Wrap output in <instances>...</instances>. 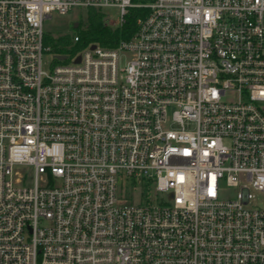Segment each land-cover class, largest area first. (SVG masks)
<instances>
[{"label":"built area","instance_id":"built-area-1","mask_svg":"<svg viewBox=\"0 0 264 264\" xmlns=\"http://www.w3.org/2000/svg\"><path fill=\"white\" fill-rule=\"evenodd\" d=\"M107 6L147 13L45 60L53 12ZM254 191L264 0H0V264H264Z\"/></svg>","mask_w":264,"mask_h":264},{"label":"trees","instance_id":"trees-1","mask_svg":"<svg viewBox=\"0 0 264 264\" xmlns=\"http://www.w3.org/2000/svg\"><path fill=\"white\" fill-rule=\"evenodd\" d=\"M147 13V9L132 8L126 15L125 22L118 27L110 26L105 20V13L94 8L88 9L86 20L79 22V36L77 43H72L69 34H63L53 39L46 36V41L52 40L53 49L58 54L74 56L89 44H99L105 47H114L122 40L130 39L138 29V19ZM151 189L150 185L146 190Z\"/></svg>","mask_w":264,"mask_h":264},{"label":"rangeland","instance_id":"rangeland-1","mask_svg":"<svg viewBox=\"0 0 264 264\" xmlns=\"http://www.w3.org/2000/svg\"><path fill=\"white\" fill-rule=\"evenodd\" d=\"M102 11L110 16L112 22H118L120 19V11L118 7L107 6L102 9ZM88 15L87 8L77 7L72 9L66 14H61L59 12H53L51 17L45 19L44 30H45V60L48 62H62L56 61L55 57L58 55L53 49L54 43L52 40L46 41V36L50 38H57L63 34H69L73 43V36L79 32V27L75 26V23L84 22ZM238 192V187L223 185L222 195L225 197H236ZM255 197L249 204V207H264V194L260 191H254ZM139 191H136L135 201L138 202Z\"/></svg>","mask_w":264,"mask_h":264},{"label":"water","instance_id":"water-1","mask_svg":"<svg viewBox=\"0 0 264 264\" xmlns=\"http://www.w3.org/2000/svg\"><path fill=\"white\" fill-rule=\"evenodd\" d=\"M105 20H107V17H105ZM75 26L78 27V23H75ZM95 47V44L92 45V48ZM58 58L59 59H66L67 58V55H58ZM77 62L80 61V56L77 57L76 59Z\"/></svg>","mask_w":264,"mask_h":264}]
</instances>
